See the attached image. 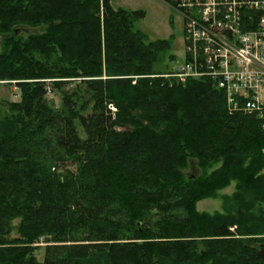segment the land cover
<instances>
[{
    "label": "trees",
    "instance_id": "1",
    "mask_svg": "<svg viewBox=\"0 0 264 264\" xmlns=\"http://www.w3.org/2000/svg\"><path fill=\"white\" fill-rule=\"evenodd\" d=\"M110 1L0 0V264H264L262 119L153 70L166 42Z\"/></svg>",
    "mask_w": 264,
    "mask_h": 264
},
{
    "label": "built area",
    "instance_id": "2",
    "mask_svg": "<svg viewBox=\"0 0 264 264\" xmlns=\"http://www.w3.org/2000/svg\"><path fill=\"white\" fill-rule=\"evenodd\" d=\"M169 2L182 20L184 58L163 76L210 80L228 113H253L264 127V0Z\"/></svg>",
    "mask_w": 264,
    "mask_h": 264
},
{
    "label": "rangeland",
    "instance_id": "3",
    "mask_svg": "<svg viewBox=\"0 0 264 264\" xmlns=\"http://www.w3.org/2000/svg\"><path fill=\"white\" fill-rule=\"evenodd\" d=\"M110 3L114 8L121 7L131 10H143L144 16L135 21V28H138L140 30L146 41L166 42L164 43L165 48H160L157 52V59L154 62L153 70L157 72H164L163 74H167L168 72L176 68L177 65L182 63L184 58V49L182 44L181 20L169 6V4L162 0H111ZM38 30L31 28V31L33 32ZM26 33L27 32L21 31L19 34L25 37ZM13 84L14 83H8V81L0 80V101H17L19 99V90ZM47 98L52 100L55 105L60 104V92H48ZM110 106H112L114 108L113 110H115V107L113 105H109V107ZM77 129L80 135L84 136L82 129L79 126H77ZM219 164L220 163H216L207 171H211ZM185 171L186 173L192 172L194 174L200 172V170L192 161H190ZM233 189L234 182L222 189L220 191V194L230 195L233 192ZM196 208L199 211H205L209 213L220 211L221 199L204 198L198 200L196 202ZM18 222L19 218H15L12 220L11 224L13 226V231L10 233V237H14L17 235L14 227L18 224ZM35 245H39L35 250V256L38 260H42L44 243L40 242Z\"/></svg>",
    "mask_w": 264,
    "mask_h": 264
},
{
    "label": "water",
    "instance_id": "4",
    "mask_svg": "<svg viewBox=\"0 0 264 264\" xmlns=\"http://www.w3.org/2000/svg\"><path fill=\"white\" fill-rule=\"evenodd\" d=\"M13 31H14V34H19L21 31L23 32H27V33H30V32H33L31 31V28H29L28 26L26 25H18L16 27L13 28ZM253 247H260L257 251V254L258 255H264V243H261V244H254Z\"/></svg>",
    "mask_w": 264,
    "mask_h": 264
},
{
    "label": "crops",
    "instance_id": "5",
    "mask_svg": "<svg viewBox=\"0 0 264 264\" xmlns=\"http://www.w3.org/2000/svg\"><path fill=\"white\" fill-rule=\"evenodd\" d=\"M180 18V17H179ZM180 20H181V18H180ZM181 22H182V20H181ZM181 32H182V23H181Z\"/></svg>",
    "mask_w": 264,
    "mask_h": 264
}]
</instances>
